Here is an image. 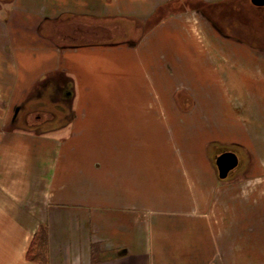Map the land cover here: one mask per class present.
<instances>
[{
	"label": "crops",
	"instance_id": "0c3cea01",
	"mask_svg": "<svg viewBox=\"0 0 264 264\" xmlns=\"http://www.w3.org/2000/svg\"><path fill=\"white\" fill-rule=\"evenodd\" d=\"M177 1L32 5L43 13L58 6L89 22L126 6L130 13L136 8L147 14L140 23L156 22L159 10ZM218 5L220 18H233L224 17L227 10L220 5L227 2ZM103 7L109 12L98 13ZM234 10V36L220 28L213 34L205 17L197 30L194 17L182 13L157 22L138 40L124 18L119 22L127 36L118 41L0 50L13 53L19 66L10 80H0V264H35L28 251L42 228L48 264H240L244 243L235 231L247 211L236 205L234 178L244 169L256 172L250 182L260 180L249 198L258 218L264 214V59L258 56L264 46L241 41L259 29ZM37 11H31L34 19ZM51 75L70 79V92L59 94L62 102L33 94ZM165 75L172 80L167 90ZM200 86L205 94L198 93ZM201 96L208 97V108L195 105ZM180 102L186 108H178ZM36 109L43 115L36 116ZM11 112L16 126L8 132ZM214 118L217 124L210 125ZM214 133L234 134L231 144L249 155L245 162L238 153L240 169L224 180L209 151L226 141L198 136ZM260 224L254 226L264 229Z\"/></svg>",
	"mask_w": 264,
	"mask_h": 264
},
{
	"label": "rangeland",
	"instance_id": "374dc122",
	"mask_svg": "<svg viewBox=\"0 0 264 264\" xmlns=\"http://www.w3.org/2000/svg\"><path fill=\"white\" fill-rule=\"evenodd\" d=\"M206 1L210 2L206 3ZM219 0H180L175 2L173 5L159 10V14L155 16V19H157L156 22L152 21V18L149 20L141 21L139 23V17L142 18L143 15H147L146 13L142 12L141 14L138 13V10L131 9V13L127 9L126 6H121L119 8H114V11L111 10L110 12H113L111 15L108 17L104 16V18H100L96 22H89V20L86 21V19H83V17H80L79 15H74L70 13L69 11L63 10L64 8H60L58 6L52 7L51 12H46L43 13L42 8H38L37 6L32 5L33 0H18L19 5H15L16 0H0V50L4 48V46L10 47V45L15 46L17 49L21 48L23 45H37V44H46L49 45V47L53 48H60V46H64L67 44L68 46L70 45H75L77 43L83 45V44H88L89 42H109V41H118L123 38H126L127 34L126 31L123 28V25L121 22V19L123 20L125 18V21L127 23H124L125 25H129L131 32L132 30L136 31L137 35L135 36L137 40L143 36H145L153 26L156 25V23L161 22L163 19H167L168 17H173V16H178L182 13H190L191 16L194 17L195 20V27L197 30H202L203 23L202 19L205 17L208 22H210V28L211 32L215 35L216 34V29H221L234 36L236 34V31L234 29V20L232 19H225L222 17L220 18V9L218 5ZM227 2V5H220L221 7H225L227 10L226 13H224V17L227 15H235V10L234 8L238 9L240 11L241 18L246 20L248 23L253 24L255 22L258 27L259 32L258 34H244V36L241 38V41L247 45H262L264 46V16L263 14H260L259 18L252 16L251 11H252V5L249 2V0H224ZM33 9L38 10V17L34 16L35 19L31 15V11ZM102 11L98 13H107L109 10L106 9V7H103V9H100ZM118 10V12L116 11ZM122 10V11H120ZM242 11V12H241ZM130 13L129 16L125 17L124 15H121L123 13ZM149 15V14H148ZM33 18V19H32ZM144 18V16H143ZM127 19V20H126ZM198 21H200L198 23ZM132 23V24H131ZM232 23V24H231ZM249 24V25H250ZM141 25V26H140ZM121 28V29H120ZM126 28V26H125ZM135 28V29H134ZM84 30L85 32L83 33ZM224 31V32H225ZM50 32V33H49ZM225 32V33H226ZM250 32V30H249ZM50 35V37L46 35ZM82 34V35H81ZM249 35V36H246ZM250 35H253V38L250 37ZM218 36V35H217ZM257 37V38H256ZM13 40L16 44H12ZM218 41V40H217ZM258 42V43H257ZM63 48V47H62ZM258 56L262 59H264V53L263 51L258 52ZM15 55L13 53H1L0 54V62L3 64L1 65L0 63V80L6 82L7 80H10L11 78V73L14 71L16 72L19 69V66H17L15 62ZM13 62L11 67H8L5 65V62ZM260 67L264 66V61L260 60L259 61ZM16 65V66H15ZM227 73H231L229 69L226 70ZM54 77V78H52ZM51 80L49 82H42L40 83V87H36L35 91L33 94L38 95L39 98L47 97L53 100V102H58L61 99L59 98V94H64V93H69L70 89L72 87L71 84H69V87H67V83L70 79L68 77H58L51 75ZM163 84H164V89H170L172 87V80H170L169 76H164L163 79ZM198 81V80H197ZM196 81V82H197ZM40 82V81H39ZM38 82V83H39ZM176 82V81H175ZM178 82L183 83L182 79H179ZM199 82V81H198ZM66 84V85H65ZM66 86V87H65ZM71 86V87H70ZM205 87L200 86L197 88L198 93L202 95L201 93L205 92L203 91ZM181 94H186L181 92ZM201 101L200 103L195 102V105L198 104L200 105H205V108H208L209 105H207L209 102L207 99L208 97L201 96ZM62 102V100L60 101ZM42 104L45 105L44 102L37 103L36 106H43ZM31 102L29 103H24L21 105L23 109H26L27 106H30ZM230 105L228 103V109ZM37 108V107H35ZM170 108H174L171 106ZM178 108L184 109L186 108L183 103H179ZM190 108V107H189ZM202 109V107H200ZM33 107L28 108L29 111L33 112ZM27 110V109H26ZM39 110L41 113L37 114L43 115V110L42 109H36ZM30 112V113H31ZM13 112H11L12 114ZM34 116V115H33ZM31 116L30 121L31 123H36L35 117ZM196 120V119H195ZM203 119H199V122L196 120L197 124L202 125ZM15 122H16V115L13 113V116L8 120V123L6 124V130L8 132L14 130L15 128ZM210 125H215L217 124V119H210ZM229 123V122H228ZM193 125V124H190ZM189 125V126H190ZM195 125V123H194ZM196 126V125H195ZM211 134V133H210ZM198 135L200 137L202 136H207L208 138L212 137L215 139L221 138L220 141H226V143H215L212 145L210 149V154H211V160L213 162L214 168L215 166V161L217 156L224 152V151H233L236 152L237 154L240 153L242 154V158L246 162V159H248V153L246 151H240L237 149L236 145L231 142L235 139L234 134H225L220 137L219 134L214 133L213 135ZM182 137V139H189L192 135L190 134H181L179 135ZM209 140V139H207ZM195 142V140H194ZM198 142H202V140H197L196 144ZM205 144L208 142L204 141ZM206 144V145H207ZM201 157L203 154H200ZM243 161V162H244ZM242 162V163H243ZM264 165V161H262ZM241 166V164H240ZM240 166L234 171L240 169ZM253 169V167H251ZM258 171L261 170L260 167L256 168ZM217 170V168H216ZM251 171V170H250ZM249 170L244 171L236 176L234 179L237 181V185H239V190H238V199H237V204L242 208V210L247 211L246 213H243L241 215V228L239 227L237 231H235L236 236L243 237V243L244 245L242 246V253L240 255L241 261H239L240 264H249V262H254L257 260V264H264V229L262 228H256L254 225L257 226V223L260 222L261 226H264V214H261L258 218L257 210L252 205V201L249 198V193L251 191V187L254 186L255 184L260 183V180L258 181H249V176L252 174H255L256 172L252 173ZM247 174V175H246ZM231 179V178H230ZM234 179H231L230 181H234ZM229 181V182H230ZM228 182V181H227ZM254 188V187H253ZM228 189H233V185ZM236 189V188H235ZM262 194H264V189L261 191ZM236 195V191L234 193ZM225 206V205H224ZM260 206V205H259ZM226 207V206H225ZM252 208V209H251ZM254 212V213H252ZM263 221V222H262ZM259 225V224H258ZM253 227V228H252ZM234 237V234L233 236ZM259 238L255 243L248 242L249 238H252L255 240ZM250 241V240H249ZM258 244V245H256ZM240 247V246H239ZM46 253H48V246L46 249ZM47 255H45V259H42V263H37L34 262L35 264H48L47 260ZM47 260V261H45Z\"/></svg>",
	"mask_w": 264,
	"mask_h": 264
},
{
	"label": "water",
	"instance_id": "95a60500",
	"mask_svg": "<svg viewBox=\"0 0 264 264\" xmlns=\"http://www.w3.org/2000/svg\"><path fill=\"white\" fill-rule=\"evenodd\" d=\"M255 6H264V0H251ZM239 157L236 153L227 151L217 157L216 165L219 178L224 180L239 166Z\"/></svg>",
	"mask_w": 264,
	"mask_h": 264
},
{
	"label": "trees",
	"instance_id": "16d2710c",
	"mask_svg": "<svg viewBox=\"0 0 264 264\" xmlns=\"http://www.w3.org/2000/svg\"><path fill=\"white\" fill-rule=\"evenodd\" d=\"M261 46V45H259ZM48 246V236L45 228H42L38 232L32 241L30 249L28 251V260L32 262L42 263V259H45L46 249ZM47 261V260H45Z\"/></svg>",
	"mask_w": 264,
	"mask_h": 264
},
{
	"label": "flooded vegetation",
	"instance_id": "af4514ba",
	"mask_svg": "<svg viewBox=\"0 0 264 264\" xmlns=\"http://www.w3.org/2000/svg\"><path fill=\"white\" fill-rule=\"evenodd\" d=\"M249 2L251 3V5H252V11L250 12L251 13V15L252 16H255V17H258L259 18V16H260V14H263V16H264V6H262V7H259V6H255V5H253L252 4V2H251V0H249ZM242 12V11H241ZM233 18H232V20L234 19V17H235V15H231ZM239 18L241 19V15H239ZM243 19V18H242ZM253 23H255V22H253ZM224 152H226V151H224ZM224 152H222V153H224ZM222 153H220V154H222ZM236 153V152H235ZM219 154V155H220ZM237 154V153H236ZM238 155V154H237ZM239 157V156H238Z\"/></svg>",
	"mask_w": 264,
	"mask_h": 264
},
{
	"label": "bare ground",
	"instance_id": "6f19581e",
	"mask_svg": "<svg viewBox=\"0 0 264 264\" xmlns=\"http://www.w3.org/2000/svg\"><path fill=\"white\" fill-rule=\"evenodd\" d=\"M239 165H240V162H239Z\"/></svg>",
	"mask_w": 264,
	"mask_h": 264
}]
</instances>
